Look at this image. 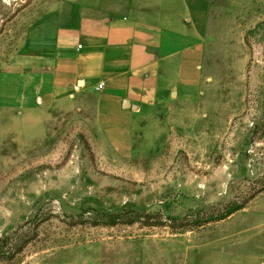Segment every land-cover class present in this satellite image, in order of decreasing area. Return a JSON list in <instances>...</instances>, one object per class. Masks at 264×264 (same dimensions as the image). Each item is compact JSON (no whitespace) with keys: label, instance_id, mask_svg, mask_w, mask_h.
<instances>
[{"label":"rangeland","instance_id":"obj_1","mask_svg":"<svg viewBox=\"0 0 264 264\" xmlns=\"http://www.w3.org/2000/svg\"><path fill=\"white\" fill-rule=\"evenodd\" d=\"M68 2L0 0V264H257L264 191L249 199L264 186V0H214L197 102L175 122L146 120L124 151L94 148L31 91ZM246 200L225 219L172 226ZM124 211L162 224L101 222Z\"/></svg>","mask_w":264,"mask_h":264},{"label":"crops","instance_id":"obj_2","mask_svg":"<svg viewBox=\"0 0 264 264\" xmlns=\"http://www.w3.org/2000/svg\"><path fill=\"white\" fill-rule=\"evenodd\" d=\"M213 4L69 0L66 29L47 46L51 68L31 76V91L40 89L47 112L72 118L94 148L132 150L146 120L175 122L197 102ZM257 253L264 264V251Z\"/></svg>","mask_w":264,"mask_h":264},{"label":"trees","instance_id":"obj_3","mask_svg":"<svg viewBox=\"0 0 264 264\" xmlns=\"http://www.w3.org/2000/svg\"><path fill=\"white\" fill-rule=\"evenodd\" d=\"M262 191H264V186L255 195H253L249 200H252L257 194H259ZM249 200H246L242 203L235 205L234 207H232L228 211H223L217 215H211V216H206V217H202V218H197L195 221H192V220L189 221L185 218L184 219L173 218L172 220L174 222V225H172V226L174 228H190V227H195V226H201V225H204V224L211 222V221L225 219V218L229 217L230 215H232L233 213H235L236 211L242 209L249 202ZM105 216H106V218L104 220H102L101 222H103L104 224H107V225H115L118 223H130L131 224L137 220H141L142 216H143L142 222L144 224H147V225L162 224L158 220L155 219L157 217V215H152V214L142 215L138 211H124V212H118V213H110V214H106ZM153 218H154V220H153ZM175 221H176V223H175ZM177 221H179V223H177ZM97 222H100V221H95L96 224H97ZM1 254L4 255L5 251H4L3 247L0 245V255Z\"/></svg>","mask_w":264,"mask_h":264},{"label":"built area","instance_id":"obj_4","mask_svg":"<svg viewBox=\"0 0 264 264\" xmlns=\"http://www.w3.org/2000/svg\"><path fill=\"white\" fill-rule=\"evenodd\" d=\"M103 86H104V83H103V82H101V83H99V85H98V88H99V89H102V88H103Z\"/></svg>","mask_w":264,"mask_h":264}]
</instances>
